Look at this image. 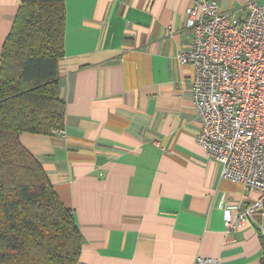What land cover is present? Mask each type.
I'll return each instance as SVG.
<instances>
[{
  "label": "crops",
  "instance_id": "crops-1",
  "mask_svg": "<svg viewBox=\"0 0 264 264\" xmlns=\"http://www.w3.org/2000/svg\"><path fill=\"white\" fill-rule=\"evenodd\" d=\"M264 0H217L244 11ZM23 0H0V66ZM191 0H65L62 132L19 135L83 237L78 264H264L259 217L234 236L225 206L260 194L222 178L196 142Z\"/></svg>",
  "mask_w": 264,
  "mask_h": 264
},
{
  "label": "trees",
  "instance_id": "trees-1",
  "mask_svg": "<svg viewBox=\"0 0 264 264\" xmlns=\"http://www.w3.org/2000/svg\"><path fill=\"white\" fill-rule=\"evenodd\" d=\"M65 0H23L0 66V264H78L83 237L24 132L63 131Z\"/></svg>",
  "mask_w": 264,
  "mask_h": 264
},
{
  "label": "built area",
  "instance_id": "built-area-1",
  "mask_svg": "<svg viewBox=\"0 0 264 264\" xmlns=\"http://www.w3.org/2000/svg\"><path fill=\"white\" fill-rule=\"evenodd\" d=\"M187 17L192 38L178 59L194 68L196 142L221 165L223 179L260 194L245 208L225 206V233L232 237L259 217L264 237V6L224 11L217 0H191ZM194 264L222 263L198 256Z\"/></svg>",
  "mask_w": 264,
  "mask_h": 264
}]
</instances>
